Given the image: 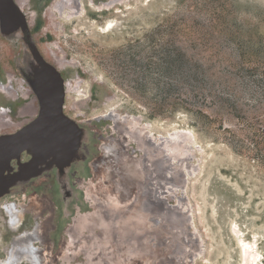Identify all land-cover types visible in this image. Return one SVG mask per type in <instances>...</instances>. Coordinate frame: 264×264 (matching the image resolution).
<instances>
[{
  "label": "rangeland",
  "instance_id": "1",
  "mask_svg": "<svg viewBox=\"0 0 264 264\" xmlns=\"http://www.w3.org/2000/svg\"><path fill=\"white\" fill-rule=\"evenodd\" d=\"M15 2L27 29H8L0 19V135L38 113L42 68L35 55L60 72L63 111L80 132L66 164L51 156L32 172L31 150L10 162L0 192V261L12 254L14 264H32L24 258L30 247L43 252L35 241L13 243L38 220L27 214L14 229L6 213L43 197L53 203L54 226L42 264H241L242 245L254 256L248 264H264V165L251 149L228 144L222 130L246 143L239 120L208 102L202 115L157 108L167 80L188 94L181 70L196 73L188 81L208 98L230 86L238 103H250L247 94L264 87V0ZM104 142L139 166L141 182L130 198L146 196L149 206L126 209L103 182L90 181L93 199L118 212L109 226L94 216V201L81 187L93 177L89 166ZM155 157L166 165L160 186L147 166Z\"/></svg>",
  "mask_w": 264,
  "mask_h": 264
},
{
  "label": "water",
  "instance_id": "2",
  "mask_svg": "<svg viewBox=\"0 0 264 264\" xmlns=\"http://www.w3.org/2000/svg\"><path fill=\"white\" fill-rule=\"evenodd\" d=\"M0 19L8 29L18 26L27 29L25 17L15 0H0ZM35 56L43 66L35 81L38 113L16 132L0 135V192L10 162L18 159L22 152L31 150L34 153L33 167L51 156L58 159V165H63L71 160L78 147L80 129L63 111L66 83L60 72Z\"/></svg>",
  "mask_w": 264,
  "mask_h": 264
},
{
  "label": "bare ground",
  "instance_id": "3",
  "mask_svg": "<svg viewBox=\"0 0 264 264\" xmlns=\"http://www.w3.org/2000/svg\"><path fill=\"white\" fill-rule=\"evenodd\" d=\"M56 5V4H55ZM59 7V5H58ZM55 8V7H54ZM57 8V7H56ZM55 8V9H56ZM30 60V59H29ZM36 65H38L39 67L43 68V66L40 64V62L38 63V61L34 60ZM27 114V113H26ZM29 114V113H28ZM117 123V122H116ZM116 125V124H115ZM114 126V125H113ZM116 127V126H115ZM120 127V126H119ZM117 127L119 130L122 128ZM145 127V126H144ZM124 129V128H123ZM138 129V128H137ZM130 130V129H129ZM113 131V130H112ZM122 131V130H121ZM137 131V130H136ZM126 132V131H125ZM133 132V131H132ZM119 133V132H118ZM123 134V133H122ZM145 134V133H144ZM119 135V134H118ZM129 136V135H128ZM140 136V135H139ZM126 137V135H125ZM124 137V138H125ZM130 137V136H129ZM122 138V137H120ZM136 139V138H135ZM108 140V139H107ZM109 141V140H108ZM134 141V140H133ZM123 142V141H122ZM102 143V142H101ZM111 143V142H110ZM113 143V142H112ZM127 143V142H126ZM144 143V142H143ZM147 143V141H146ZM106 142L103 143V145L100 148V153L98 154L97 157H95L94 160L91 161L90 163V169H91V174L93 177H91V179L85 183L82 182L81 187L83 186L84 192H85V196L87 199L94 201L93 203V208H95V214L94 216L96 218H98V220H100L99 218H103L106 217V219L104 220H100V224L101 225H112L114 223H116L115 220V216L118 213L117 211H112L113 213L110 212V210L108 209V207L106 206V203H102V202H98L96 200L93 199V195L90 194V192L88 191V184L90 183V181H100L101 183L103 182L110 190V193H112L114 195V197L117 198L118 201L121 202V204L125 205L124 207L129 209L135 202H148V198L146 196H144V200H140L137 199L136 200H131L130 198V192L132 191V189L134 188L135 185H137L138 182L141 179H138L139 175H138V171H139V166L136 165V163L134 164V162L128 157V155L126 154V152H115V151H109L106 147ZM148 144V143H147ZM150 144V143H149ZM109 145V142H108ZM112 145V144H111ZM121 145V144H120ZM138 145V144H137ZM116 146V145H115ZM125 146V145H124ZM129 146V145H128ZM142 146V145H141ZM150 146V145H148ZM110 147V146H109ZM113 148V147H112ZM115 148V147H114ZM113 148V149H114ZM146 148V147H145ZM150 151L151 147L149 148ZM126 150V149H124ZM147 150V149H146ZM156 153V152H155ZM147 155V154H146ZM151 155V153H150ZM158 155V154H157ZM178 155V154H177ZM145 156V155H144ZM160 156V155H159ZM143 157V156H142ZM150 157V156H149ZM163 157V156H162ZM141 158V157H140ZM147 158V157H145ZM153 158V157H152ZM156 158V157H155ZM158 158V157H157ZM156 158V159H157ZM144 160V159H143ZM154 160V159H153ZM145 161V160H144ZM142 163H145V162ZM182 161V160H181ZM138 162V161H137ZM140 162V163H141ZM139 163V164H140ZM138 164V165H139ZM147 166H148V170H152L153 173H155L156 176H154V178L156 177L157 179L159 178L160 181H158L156 178V181L153 179H151L152 181H154L156 184H158L157 186H160L159 184H161L164 178V170L166 165L164 164V162L160 159V157L157 160H154L149 163L147 162ZM141 167V166H140ZM144 167V166H143ZM142 167V168H143ZM145 168V167H144ZM146 169V168H145ZM35 167H33L30 171L34 172ZM141 171V170H140ZM147 170L143 171L146 172ZM28 171H26L27 174ZM30 173V172H29ZM150 173V171H149ZM141 174V173H139ZM146 174V173H145ZM144 178V177H143ZM151 178V176L149 177ZM153 178V177H152ZM146 179V178H145ZM149 180V181H151ZM147 181H148V177H147ZM78 182V181H77ZM161 182V183H160ZM136 183V184H135ZM150 183V182H149ZM153 183V182H152ZM141 184V183H140ZM147 185V184H146ZM155 185V184H154ZM148 186V185H147ZM162 186V185H161ZM151 187V185H150ZM156 188V186H155ZM159 188V187H157ZM160 189V188H159ZM150 190V189H149ZM135 191V190H134ZM161 191V193L163 192L161 189L159 190ZM137 192V191H136ZM158 192V191H156ZM152 194V193H151ZM159 194V192H158ZM163 194V193H162ZM155 195V194H154ZM157 195V194H156ZM155 195V196H156ZM154 196V197H155ZM160 196V195H159ZM157 197V196H156ZM158 198V197H157ZM29 200V201H28ZM27 203L25 204H18L15 206L11 205V207H7L6 209V213L10 218V223L11 226L15 229L18 225L21 224V221L23 219V217L27 214L32 215L34 219L38 220L34 226L32 227L31 230L27 231L26 233H24L23 236H20L21 238L16 237V239L13 240L14 246L20 245L21 242L23 240V242H27L30 243L32 241H35L37 243H40V245L43 247V252L42 253H48L50 251V238L48 237V234L50 233V231L52 230V226L53 223L51 221L52 220V215L54 212V208H53V203L49 200V199H44L43 197L41 199H39V204H36V201H31V199L29 198ZM140 200V201H139ZM162 200V199H161ZM156 201V199H155ZM154 202V201H153ZM158 202L160 203L159 199ZM91 203V202H90ZM152 203V202H150ZM149 203V205H150ZM156 203V202H155ZM146 205V209L147 204L144 203ZM144 205V206H145ZM156 205V204H155ZM153 206V205H152ZM160 206V205H159ZM145 209V208H144ZM152 209V208H150ZM149 209V210H150ZM142 210V209H141ZM140 210V211H141ZM148 210V209H147ZM154 211H156L154 209ZM154 211H148L149 213L151 212V215L153 214ZM147 212V211H146ZM76 216V215H75ZM102 216V217H101ZM155 216V214H154ZM78 216H76L77 218ZM137 219V218H136ZM151 219H155L152 218ZM75 221V218L74 220ZM74 224V223H73ZM99 225V223L97 224V226ZM71 227V226H70ZM54 228V227H53ZM107 228V227H106ZM97 230V229H96ZM110 229H108L109 231ZM107 231V230H106ZM103 232V231H102ZM108 234V232H107ZM111 234V233H109ZM108 234V235H109ZM115 234V233H114ZM50 235V234H49ZM150 242V241H149ZM26 244V243H25ZM14 248V247H13ZM34 248V247H33ZM32 247H30V250H28V253L25 254L24 258L27 259V261H29V263L32 264H42V262L44 261V255L42 253H39V251H37L36 249H33ZM242 253L244 260L241 264H248V250L247 248L242 245ZM248 251V252H247ZM251 255V253H250ZM253 257L254 256H250ZM249 257V258H250ZM18 258H16L15 256H13L12 254L5 260L0 261V264H14V261H16ZM252 259V258H251ZM250 260V259H249ZM31 261V262H30ZM19 262V261H18ZM254 262V259H252V263Z\"/></svg>",
  "mask_w": 264,
  "mask_h": 264
},
{
  "label": "trees",
  "instance_id": "4",
  "mask_svg": "<svg viewBox=\"0 0 264 264\" xmlns=\"http://www.w3.org/2000/svg\"><path fill=\"white\" fill-rule=\"evenodd\" d=\"M180 83L188 88V94L181 92L178 86L171 85L167 80L165 86L166 94L162 99V104L158 105V110L169 111L181 108L193 115H202L201 108L207 106V102L210 106H216L225 108L232 115H234L240 122L239 130L244 132L246 143L243 140H239L237 133L228 128H222L225 132V140L233 148L242 149L249 148L255 153L257 163L264 165V87H257L250 91L248 95V101L250 103H238V98L232 93V89L229 87H223L217 93H211L208 98L207 95L202 94L200 90L203 87L192 85L188 80L196 81V73H190V71L179 72ZM167 78L170 79L168 76ZM178 91L180 94L171 95V92ZM222 104V105H220ZM154 116V112L150 113ZM59 230V226H57ZM61 232V230H59ZM52 241L54 245L57 244V239L53 236Z\"/></svg>",
  "mask_w": 264,
  "mask_h": 264
},
{
  "label": "flooded vegetation",
  "instance_id": "5",
  "mask_svg": "<svg viewBox=\"0 0 264 264\" xmlns=\"http://www.w3.org/2000/svg\"><path fill=\"white\" fill-rule=\"evenodd\" d=\"M57 163H58V159H57Z\"/></svg>",
  "mask_w": 264,
  "mask_h": 264
}]
</instances>
